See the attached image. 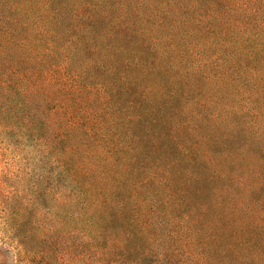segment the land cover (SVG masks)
<instances>
[{"label": "trees", "instance_id": "obj_1", "mask_svg": "<svg viewBox=\"0 0 264 264\" xmlns=\"http://www.w3.org/2000/svg\"><path fill=\"white\" fill-rule=\"evenodd\" d=\"M0 143L19 264H264V0H0Z\"/></svg>", "mask_w": 264, "mask_h": 264}, {"label": "rangeland", "instance_id": "obj_2", "mask_svg": "<svg viewBox=\"0 0 264 264\" xmlns=\"http://www.w3.org/2000/svg\"><path fill=\"white\" fill-rule=\"evenodd\" d=\"M28 153L26 150L24 151H17L13 147H6V145H3L0 143V180H6L8 176L11 174H14L16 172L19 173L21 170H25L27 167L28 159L27 155ZM1 185L6 189V185L3 182H0ZM20 183L17 185L19 186ZM23 184V183H22ZM24 185V184H23ZM4 248H9L11 251H13L12 246L6 245L2 246ZM0 264H19L16 262L15 257L12 256V254L9 252L6 255L0 254Z\"/></svg>", "mask_w": 264, "mask_h": 264}]
</instances>
